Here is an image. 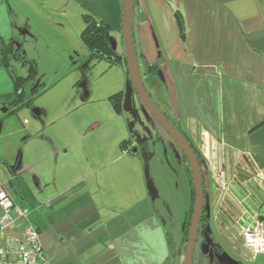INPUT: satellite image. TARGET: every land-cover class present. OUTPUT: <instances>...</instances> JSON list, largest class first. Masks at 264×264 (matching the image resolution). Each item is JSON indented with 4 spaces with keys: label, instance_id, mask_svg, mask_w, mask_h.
I'll use <instances>...</instances> for the list:
<instances>
[{
    "label": "crops",
    "instance_id": "obj_1",
    "mask_svg": "<svg viewBox=\"0 0 264 264\" xmlns=\"http://www.w3.org/2000/svg\"><path fill=\"white\" fill-rule=\"evenodd\" d=\"M83 14L114 61L82 45ZM133 40L143 85L199 157L213 246L193 264H264L240 236L264 220V0H135ZM0 46L25 58L0 65V184L38 231L39 264H184L191 173L133 90L121 0H0ZM26 61L35 98L14 107Z\"/></svg>",
    "mask_w": 264,
    "mask_h": 264
},
{
    "label": "water",
    "instance_id": "obj_2",
    "mask_svg": "<svg viewBox=\"0 0 264 264\" xmlns=\"http://www.w3.org/2000/svg\"><path fill=\"white\" fill-rule=\"evenodd\" d=\"M122 5V42L125 53V62L129 79L133 90L144 108L153 117L155 122L176 144L185 160L187 161L193 187L192 213L188 227L187 243L184 253V264H193L194 251L199 246L203 254H208L212 248V240L200 228L203 214L204 187L201 176V168L198 156L185 136L178 130L172 122L168 120L159 106L152 100L147 92L137 63L134 40H133V17L134 0H121Z\"/></svg>",
    "mask_w": 264,
    "mask_h": 264
},
{
    "label": "built area",
    "instance_id": "obj_3",
    "mask_svg": "<svg viewBox=\"0 0 264 264\" xmlns=\"http://www.w3.org/2000/svg\"><path fill=\"white\" fill-rule=\"evenodd\" d=\"M240 236L244 247L264 254V220L245 225ZM42 254L38 231L26 210L15 208L9 192L0 184V264H39Z\"/></svg>",
    "mask_w": 264,
    "mask_h": 264
},
{
    "label": "trees",
    "instance_id": "obj_4",
    "mask_svg": "<svg viewBox=\"0 0 264 264\" xmlns=\"http://www.w3.org/2000/svg\"><path fill=\"white\" fill-rule=\"evenodd\" d=\"M82 20H83V29L80 34L82 45L86 49H88L91 55L94 56L97 60L108 58L111 61H114L115 57L113 55L112 49L110 47V44L107 38V27L101 22L96 21L89 14H83ZM0 47H1L0 48V65L6 67L7 69L9 68L10 62L12 59H16V60L25 59L19 54V52L10 54L6 46H0ZM26 62L28 64L26 75L23 77L13 76L14 91L10 95L7 96L11 100L14 107L32 106L34 98H35V95H33L32 93L26 94L24 92V88L26 85H28L35 79L37 75V68L34 62H31V61H26ZM109 99H111L114 106L118 109L119 93L111 96ZM198 160H199V157H198ZM192 201H193V195H192ZM191 213H192V205L187 213V216L184 222V237H185L184 242L185 244L187 243L188 227H189V222L191 218ZM203 219L204 218L202 214L201 222H200L201 229H202L201 226H202Z\"/></svg>",
    "mask_w": 264,
    "mask_h": 264
},
{
    "label": "rangeland",
    "instance_id": "obj_5",
    "mask_svg": "<svg viewBox=\"0 0 264 264\" xmlns=\"http://www.w3.org/2000/svg\"><path fill=\"white\" fill-rule=\"evenodd\" d=\"M46 72H47V70H46ZM94 72H95V70L92 72V73H93V75H94ZM65 80H66V83L70 81V80H69V79H67V78H65ZM30 84H31V83H30ZM30 84H29V86H30ZM93 86H95V85H93ZM57 88H59V87H57ZM60 89H61V90H64V89H65V87H63V85H62V87H60L59 89H56V90H55V92H54V93H51V94H55V95H57V94H58V92L60 91ZM25 108H26V107H25ZM25 111L27 112V111H29V109H28V108H26V109H25Z\"/></svg>",
    "mask_w": 264,
    "mask_h": 264
}]
</instances>
